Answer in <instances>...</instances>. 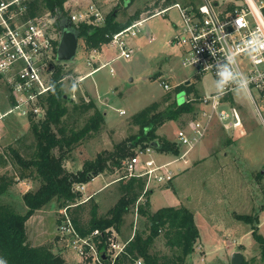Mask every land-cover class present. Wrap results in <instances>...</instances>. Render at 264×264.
I'll return each mask as SVG.
<instances>
[{
	"label": "rangeland",
	"instance_id": "obj_1",
	"mask_svg": "<svg viewBox=\"0 0 264 264\" xmlns=\"http://www.w3.org/2000/svg\"><path fill=\"white\" fill-rule=\"evenodd\" d=\"M67 1L68 5L76 0ZM78 1L86 3L85 0ZM163 1L133 0L125 7L120 4L116 18L124 21L137 10H141L140 18L145 17L146 9L154 10L162 6ZM176 2L184 4L189 0H172L171 4ZM114 7L116 5H110L107 10ZM180 23L179 12L174 6L146 17L140 25L141 33L129 41L134 49L130 58H117L115 50L109 47L106 49V55L103 51L97 52L100 53L99 57L103 54L104 56L96 60L100 66L98 64L95 66L96 71L91 76L79 83H74L72 79H63L62 89L73 102H79V97H83L85 101L93 98L99 109L105 110L108 115L107 123L104 122L99 133L77 143L75 149L68 154L65 163L69 170H77L85 160L95 157L99 151L112 150L115 144L133 135L137 128L130 127V116L145 106L155 101L161 103L160 108L172 105L175 101L178 104L182 103L184 93L177 92L181 89L183 83H179L185 76L200 94L214 90L215 85L211 76L195 75L193 71L181 67L179 48L168 42L177 32ZM147 34H152L154 39L148 41ZM88 55L82 39H79L74 58L58 62L74 76H81L82 73L91 70L86 64ZM109 69H112V72ZM161 81L168 82L171 89L166 91L160 84ZM5 93L0 81V112L3 114V117H0V153L6 155V148L12 145L27 157L31 152L32 143L29 121L15 113H8L10 107ZM168 95L167 102H163V98ZM234 95L238 103H241H234V106L241 112L243 127L223 131L217 123H213L201 140H208L203 144L211 145L206 158H199L185 168L171 166L173 173L169 182L151 181L148 185L153 190L150 197L151 211L165 206H184L193 215L199 238L186 264H231L233 253H240L243 259L252 260V264L259 261L257 242L250 223L237 219L234 215L236 213L257 215V221L254 222L257 233L264 236V129L246 94L238 91ZM103 99H107L108 102ZM66 105L71 111L72 102L69 100ZM120 110L124 113L120 114ZM91 112L92 110L88 114ZM192 116L191 113L182 116L181 119L168 120L162 124L160 131L176 141L177 130ZM64 120L68 128L72 126L79 128L85 122V117H78L74 113L71 119L65 117ZM203 144L198 143L192 148L187 158L199 155L198 151L203 149ZM190 148L179 146L178 154L166 156L168 159L183 160ZM7 160V164L0 167V175L12 177L16 171L12 166L11 157L7 156ZM118 175V172L98 175L89 188L85 187V183L84 189L79 190L82 200L95 197L98 201V214H105L116 201L117 196L109 191L113 189L115 191L114 181ZM39 184L37 180L16 177L15 182L11 183L8 190L0 196V203L9 204L21 212L24 210L21 199L23 193L36 189ZM92 190L95 192L93 195ZM89 207L90 203L86 202L84 219L89 218ZM62 215V210L53 203L37 210L26 220V243L31 246L51 244L53 251L60 253L69 264H100L92 260L85 262L86 259L81 258L68 240L60 236L57 220ZM126 220L127 223L123 227L125 230L122 231L125 235L133 234L134 229H139L142 221H145L144 218L131 213ZM131 223L134 225L132 231L129 228ZM117 236L120 240V235ZM153 250L159 254L171 253L165 246L162 235L156 239ZM0 264H5L1 256Z\"/></svg>",
	"mask_w": 264,
	"mask_h": 264
},
{
	"label": "trees",
	"instance_id": "obj_2",
	"mask_svg": "<svg viewBox=\"0 0 264 264\" xmlns=\"http://www.w3.org/2000/svg\"><path fill=\"white\" fill-rule=\"evenodd\" d=\"M67 0H34L30 14L34 12L49 11L55 16V25L59 32L60 24L69 17ZM172 0H166L165 4H171ZM186 4H195L189 0ZM117 6L111 8L105 14L104 24L79 23L75 26L78 38L87 51L99 50L107 43L110 37L131 25L140 18L141 10H137L124 21L117 20ZM264 11V9H263ZM70 70H65L62 63L54 67L50 75L51 89L42 97V116H31L29 121V133L31 134V152L24 157L19 149L10 145L5 153H0V167L7 164V156L11 157L15 175H0V196H2L15 182V178L32 179L40 182L34 190H27L21 199L24 210H16L9 204L0 203V256L5 264H69L65 258L53 251V245L41 244L31 246L26 243V220L37 210L50 205L64 210L79 236H85L93 230H99L102 235L95 238L97 248L100 251L101 260L108 264V257L102 252L107 246L111 232L120 235L124 242L122 252L111 264H132L138 258L143 264H186L187 258L194 252L195 244L199 238L198 227L195 224L192 213L184 206H165L151 211L150 196L152 189L147 185V178L140 174H129L125 168V161L135 154L136 149L153 147L157 152L166 154H178L179 146L175 141L159 136L157 129L168 120L181 119L182 116L191 114L195 110V102L183 101L178 104L160 108L159 101L152 102L140 111L130 116V127L137 131L130 137L115 144L112 150L99 151L95 157L87 159L77 170H69L66 167L68 154L75 145L83 139L99 133L105 122L104 111L100 110L92 99L85 101L79 97V102L73 100L63 91L62 82ZM186 92L187 95L198 94L193 84H183L178 92ZM177 92V93H178ZM169 95L163 98L167 102ZM72 102L70 111L66 105ZM10 105L14 102L10 101ZM92 112L90 114L89 111ZM74 113L78 117H85V122L79 127H67L68 120ZM67 121V120H66ZM118 172L114 181V189L109 191L116 195V201L105 214H98V201L95 197L82 200V195L77 185H84L94 177L102 174ZM12 178V179H11ZM86 202L90 203L89 218L84 219ZM138 215L144 218L139 229H134L133 234L125 235L122 231L127 223V216ZM235 218L250 223L252 234L257 242L259 261L264 264V236L257 233V215L235 214ZM61 221V217L58 218ZM136 220L134 221V225ZM132 223L129 225L132 231ZM128 228V227H126ZM165 239V246L170 254H159L153 250V245L158 237ZM87 261V260H86ZM241 264H252V260L243 259Z\"/></svg>",
	"mask_w": 264,
	"mask_h": 264
},
{
	"label": "built area",
	"instance_id": "obj_3",
	"mask_svg": "<svg viewBox=\"0 0 264 264\" xmlns=\"http://www.w3.org/2000/svg\"><path fill=\"white\" fill-rule=\"evenodd\" d=\"M85 1L83 4L76 0L68 5L66 1V7L72 8L68 18L74 27L82 22L101 26L108 6L121 4L125 7L133 0ZM165 1L154 10L146 9L145 17L114 33L107 45L115 50L117 58H130L134 49L129 41L141 33L140 25L145 18L171 6L177 8L181 23L168 42L179 48L181 67L195 75L211 76L215 85L214 90L207 94L194 96L184 92V101L195 102V110L192 118L177 130V145L192 148L205 137L213 123L223 131L240 128L243 125L241 112L234 106L238 103L234 93L238 91H243L252 102L264 129V0H199L195 4H165ZM33 2L0 0V81L7 101L14 102L9 104L8 113L27 119L42 116V97L51 89L50 75L55 65L60 63L56 59L60 32L55 25V16L47 10L30 14ZM147 39L152 41L154 36L147 34ZM90 51L86 64L91 67L98 50ZM65 78L79 83L83 76L69 74ZM187 81L189 84L190 80L185 76L179 84ZM160 84L166 91L171 89L166 81ZM0 117H3L1 112ZM155 151L151 146L138 148L125 161L128 173L146 176L147 185L151 181L167 183L172 178V169L168 163L155 159ZM76 188L83 190L84 185ZM62 214L57 227L60 236L68 240L81 258L106 264L101 260L95 242L102 233L95 229L79 236L64 210ZM117 237L115 232H111L102 252L108 257V264L124 248V242ZM132 264H143V260L138 258Z\"/></svg>",
	"mask_w": 264,
	"mask_h": 264
},
{
	"label": "crops",
	"instance_id": "obj_4",
	"mask_svg": "<svg viewBox=\"0 0 264 264\" xmlns=\"http://www.w3.org/2000/svg\"><path fill=\"white\" fill-rule=\"evenodd\" d=\"M117 7H119V6H117ZM124 7V6H123ZM108 8V7H107ZM108 11V10H107ZM110 46L109 45H107V43L104 45V46H102L98 51L101 53L102 51L104 52V54L106 55V53H107V48H109ZM112 48V47H111ZM104 49V50H103ZM113 49V48H112ZM90 52L91 51H88V54H90ZM99 53V54H100ZM99 54H94V56H95V59H94V61H93V63H92V66L90 67L91 68V70H95V66L98 64L99 66H100V64H99V62L98 61H96V60H99V58L100 57H102V56H104V54L103 55H100V57H99ZM109 60V59H108ZM90 70V71H91ZM110 70V69H109ZM90 71H88V72H84V73H82L81 74V76H83L84 78L82 79V80H84L85 78H87L88 76H91V74H93V73H91V74H89V75H87V73H89ZM85 74H86V76H85ZM81 80V81H82ZM80 81V82H81ZM92 100L94 101V99L92 98ZM104 101H106L107 99H103ZM94 102H96V101H94ZM106 102H108V100L106 101ZM120 111H123V110H120ZM120 111H119V113H120ZM124 112V111H123ZM120 114H123V113H120ZM108 115H107V112L104 110V118H105V122L107 123V119H108V117H107ZM162 126V125H161ZM160 126V127H161ZM160 127L157 129V131H156V133L159 135V136H163V137H166L167 139H169V140H171V141H174L173 139H170V138H168V136H166V134L164 133V132H162V131H160ZM243 127V126H242ZM240 132H242V131H240ZM206 142H208V140H204V141H199L198 143H200V144H203V143H206ZM197 143V144H198ZM197 144H195L192 148H194ZM204 145V144H203ZM202 145V146H203ZM106 148V147H105ZM192 148H190V150H188L187 151V154L185 155L186 156V158H184L183 160H178V159H168L167 158V156L166 155H171V154H166V153H160V152H157L156 151V153L154 154V157H155V159L158 161V162H160V163H168V167H170L171 169H173L171 166H177L176 168H185V167H187V166H189L192 162H196L199 158H206L208 155H209V151H210V149H211V145H209L208 143L206 144V145H204V147H202L203 149H200L198 152H199V155H195L194 157H191V158H187V155L189 154V152L192 150ZM104 149V148H103ZM166 156V157H165ZM98 176H96V177H94L91 181H89L88 183H86V188H89V186L93 183V180H95L96 178H97ZM96 185V184H95ZM97 186V185H96ZM91 188V187H90ZM91 192H93V190L91 191ZM95 192H93L92 193V195L94 194ZM152 193H153V190H152ZM152 195V194H151ZM151 197V196H150ZM153 211H155L156 209H152Z\"/></svg>",
	"mask_w": 264,
	"mask_h": 264
},
{
	"label": "water",
	"instance_id": "obj_5",
	"mask_svg": "<svg viewBox=\"0 0 264 264\" xmlns=\"http://www.w3.org/2000/svg\"><path fill=\"white\" fill-rule=\"evenodd\" d=\"M60 31V38L56 48V59L60 62L70 61L74 58L78 47V34L69 18H66L65 21L60 24ZM186 84H188V81ZM102 256L103 258L105 257L104 255ZM242 261L243 256L240 253L232 254L231 264H241Z\"/></svg>",
	"mask_w": 264,
	"mask_h": 264
}]
</instances>
